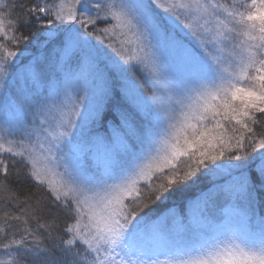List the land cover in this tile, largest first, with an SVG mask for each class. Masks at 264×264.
Returning a JSON list of instances; mask_svg holds the SVG:
<instances>
[{
	"label": "snow or ice",
	"instance_id": "6c2138e0",
	"mask_svg": "<svg viewBox=\"0 0 264 264\" xmlns=\"http://www.w3.org/2000/svg\"><path fill=\"white\" fill-rule=\"evenodd\" d=\"M0 256L264 264V0H0Z\"/></svg>",
	"mask_w": 264,
	"mask_h": 264
},
{
	"label": "trees",
	"instance_id": "16d2710c",
	"mask_svg": "<svg viewBox=\"0 0 264 264\" xmlns=\"http://www.w3.org/2000/svg\"><path fill=\"white\" fill-rule=\"evenodd\" d=\"M250 3L251 0H248ZM139 79V78H138ZM140 84H142V80H139ZM195 195V190L190 189L186 191H177L174 193V195L167 201V207L170 209H174L176 211H179L182 208H185L187 206V202L190 198H192ZM0 259H6V257L0 256Z\"/></svg>",
	"mask_w": 264,
	"mask_h": 264
},
{
	"label": "rangeland",
	"instance_id": "374dc122",
	"mask_svg": "<svg viewBox=\"0 0 264 264\" xmlns=\"http://www.w3.org/2000/svg\"><path fill=\"white\" fill-rule=\"evenodd\" d=\"M135 77H136V79L139 81V80H142V84H143V86H142V88L145 90V91H147L148 90V88H149V85H148V83H146L145 82V80L142 78V73L141 72H137V73H135ZM139 78V79H138ZM140 82V81H139ZM150 94V93H149ZM174 210V209H173ZM174 211H176V210H174ZM159 259L160 260H164L165 259V257L163 256V255H161L160 257H159Z\"/></svg>",
	"mask_w": 264,
	"mask_h": 264
}]
</instances>
